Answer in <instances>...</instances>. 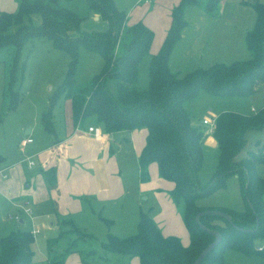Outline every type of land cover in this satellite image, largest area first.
Returning a JSON list of instances; mask_svg holds the SVG:
<instances>
[{"label":"trees","instance_id":"1","mask_svg":"<svg viewBox=\"0 0 264 264\" xmlns=\"http://www.w3.org/2000/svg\"><path fill=\"white\" fill-rule=\"evenodd\" d=\"M220 1L207 0L204 7L215 12ZM86 2L90 10L108 21L106 30L83 31L84 17L59 0H19L16 11H0V49L14 46L5 89L9 95L8 109L16 108L20 101L26 65L21 54L28 40L48 39L54 48L69 52L71 60L64 81L52 93L49 108L42 114L45 128L54 130L53 107L62 96L72 98L76 121L96 115L105 132L146 127V144L139 156L140 178L148 181L149 165L156 162L159 175L175 183L171 198L190 234V244L185 246L178 236L163 234L154 219L141 211L137 232L125 237L109 233L101 243L104 253L99 258L118 252L138 256L141 264H192L216 239L212 231L222 239L201 264H226L228 248L264 257V248L257 249V245L264 246V176L259 171L264 165V140H256L255 149L239 157L248 143L247 132L264 129V106L250 113L224 110L214 118L213 125L209 124L207 129L218 143L217 165L209 181L202 184L199 172L204 163L205 127L195 123L185 105L201 89L216 96L249 97L264 83V2L242 0L257 13L254 27L246 36L249 58L197 67L184 75L172 71L168 61L187 23L185 10L197 0H180L174 6L171 25L156 53H151L154 31L141 20L129 23L127 13L115 0ZM34 16H39L40 21L35 22ZM81 44L99 52L104 64L88 85L77 87L74 74ZM145 55L151 56L149 86L140 89L139 65ZM110 78L115 80V93L109 89ZM2 118L0 115V121ZM46 172L54 183L53 168ZM233 176L238 180L242 209L199 203L200 199L226 189ZM60 225V232L47 240L50 264H63L66 256L76 250L79 240L91 236L72 218L62 219ZM72 233L77 236L63 245L62 240ZM34 241L35 235L28 229L0 234V264H33ZM80 253L85 262H90L95 251Z\"/></svg>","mask_w":264,"mask_h":264},{"label":"crops","instance_id":"2","mask_svg":"<svg viewBox=\"0 0 264 264\" xmlns=\"http://www.w3.org/2000/svg\"><path fill=\"white\" fill-rule=\"evenodd\" d=\"M179 1L170 0L167 3V12L160 20V30L163 29L165 37L172 21V9ZM206 1L197 0L185 10L184 17L187 23L182 28L180 38L175 43L168 61L170 69L179 75H184L197 67H209L214 63L233 62L251 56L246 36L256 21L255 8L242 0H221L218 10L213 12L204 7ZM115 2L118 5L116 0ZM136 3H148L151 5L149 12L157 13L155 0H136ZM18 7L19 0H0V11H16ZM122 10L127 13L129 23L142 21L141 18H132L130 11ZM94 15L96 19L101 18L96 13ZM144 23L152 29L156 26L147 21ZM160 47L158 43L154 45L153 39L151 53H156ZM150 58L149 55V62ZM7 78L8 73L5 74L3 92L6 89ZM261 89H264V83L253 94H257ZM262 102L263 107L264 99ZM61 103L62 98L58 102L60 107ZM46 109L47 103L41 108L35 107L32 118L22 121V128L24 130L28 126L29 128L23 134L20 132L17 134L16 143L14 141L12 144V139L9 142L7 137H0V153L3 156L0 160V229L3 223L8 226L9 231L28 229L33 232L37 228L38 233H41L44 230L50 234L46 236V246L48 238L61 230L60 222L64 218H72L79 227L82 226L89 231L91 230L89 218L92 216H97L110 226L116 225L120 218V222L123 223L120 230H133L134 226L138 227L139 216L143 211L138 197L141 191L134 183L137 178L141 181L138 182L140 188L147 186L146 189L156 191L155 196L158 201L160 199L161 213L158 214L157 211L152 215L154 210L147 213L163 234L174 235L166 233V229H170L169 223L163 225L165 219L162 217L164 215L179 217L176 213L180 212L177 211L170 194L175 183L163 177L156 178V162L149 165L153 182L149 184L140 178L139 156L146 144L148 133L146 127L105 132L96 115L76 121L73 106H68L65 110L59 108L58 115L54 114V130L48 131L42 117L39 118ZM252 109L259 110L255 105H251L250 111L245 113L252 112ZM218 114H214L212 119ZM90 126L102 129L104 136L95 137L88 130ZM27 138L33 140L24 145L23 140ZM263 138L260 140H264ZM206 143L217 150L218 156V143L207 127L203 149ZM31 160L34 161L32 165ZM50 168L54 170V183H51L46 172ZM26 206L31 208L30 212L25 211ZM16 214H19L18 220L14 218ZM109 233L112 232L107 231V236ZM113 234L121 236L120 233ZM33 264H50L47 252L39 259L33 255ZM63 264H141V262L138 256L118 252H110L98 261L95 259L85 262L80 250L76 248L66 256Z\"/></svg>","mask_w":264,"mask_h":264},{"label":"rangeland","instance_id":"3","mask_svg":"<svg viewBox=\"0 0 264 264\" xmlns=\"http://www.w3.org/2000/svg\"><path fill=\"white\" fill-rule=\"evenodd\" d=\"M116 1L118 2V5L121 9H125L126 11L131 12L132 18H141L144 22L147 21L153 26L156 25L154 27L157 28L153 27L152 29L150 26L149 27L154 31V45L158 43V47H160L165 39L163 29L160 30V20L163 17L164 13L167 12V3L170 0H155V5L157 6V13L149 12V8L151 5H149L148 3L137 4L136 0ZM61 2L65 5H68L70 9L75 10L81 16L84 17L81 24V29L83 31H104L109 27V23L107 20L103 18H95L94 12L89 9L86 0H61ZM146 17H148V20H146ZM34 21L39 22L40 17L34 16ZM13 56L14 46H6L0 49V115L1 117H3L1 120L2 122L0 123V137H7V140H9V142L12 139V144H14V141L16 143V137L19 132L23 134L29 128L28 126L24 130V128H22L21 126L22 121L27 119L29 120L32 118L34 111L33 109L35 107L41 108L45 105V103H47V109L49 108V99L52 93L64 81L65 73L69 68V63L71 60L70 53L65 50H59L54 48L51 40L43 38H35L34 40H28L25 43L21 54V60H25L26 65L25 74L22 79V94L20 97V101L16 108L8 109L9 95L6 92H3V86L5 83V74L8 73L9 68L13 62ZM226 63H231V61ZM103 64L104 59L99 52L88 49L81 44L79 47L78 61L74 74L75 86L80 87L88 85L94 75L101 70ZM108 86L111 92H116L114 79L110 78L108 80ZM137 86L140 87V89H146L149 86V55H145L140 62L139 80ZM61 98V107L58 103L54 105L53 116L56 113V115L60 113L59 108L65 110L68 108V106L73 105L72 98L70 96H62ZM263 99L264 89H261V91H259L257 94H253L249 97L216 96L209 93L205 89H201L197 96L193 99L188 100L185 105L191 113L195 123H199L202 127H208L209 124L205 125L203 123L204 118L212 120L214 114L220 113L224 110L240 111L244 113L249 112L251 105H255L260 109V107H262L263 105ZM42 114L43 111L40 114L39 118L42 117ZM263 137L264 129L251 130L250 132L248 131V143L246 147L242 150V152L239 154V157L245 156L248 150L255 149V141L258 139H262ZM216 165L217 150L214 149L212 145L206 143L204 147V163L199 172V178L202 184H206L212 177L216 169ZM150 166V178L147 182L149 184L150 182H153L152 170H150ZM157 168V163H155L156 178H161V176L159 175V170H157ZM259 171L264 176V165L259 167ZM138 182L141 181L140 179L138 181L136 178L134 183L141 191V195H139L138 197L142 203L143 211L151 213V211L154 210L152 212V215H155L157 211L158 214H160L162 211V207L159 204L160 199L158 201L155 196L156 191L146 189L147 186L145 185L140 188L138 186ZM142 190L144 191L142 192ZM165 191L167 193L168 190L166 189ZM199 203L202 205H226L228 207L242 209L244 204L238 187L237 178L235 176L229 178L226 189L219 190L213 195L200 199ZM176 214H178L179 217H177V215H174L172 218L164 215L162 217L165 219L163 225L169 223L168 226L170 229H166V233L169 232L168 234H174L178 236L181 239L183 245L187 246L190 244V234L188 232L187 227L185 226V223L183 222V219L180 215L181 213ZM89 219V226L91 227L90 231L82 226L80 227L84 229L86 233H90L91 236L81 238V240H79L77 248L79 250L84 251H89L91 249L94 250L95 254L90 257V261L93 259H96V261H98L100 254L104 253L101 243L102 241L107 240V231H111L112 233H120L121 237L135 234L137 232V227L135 226L133 230L130 231L120 230L121 226H123V223L120 222V218L116 225L113 226L106 224L101 219H98L97 216H92ZM129 220L131 221L130 218ZM160 222L161 221L159 220V223ZM65 229H67V227H65ZM0 232L1 235H7L11 231H9L8 226H5L2 223ZM59 232L55 233L53 236L57 235ZM49 235L50 234L46 233L44 230L41 233L35 234L33 249L34 256L36 258L39 259L40 257L46 254V236ZM76 236L77 234L74 233L68 235L62 240L63 245H66V243H68ZM224 258L226 264H264V257L262 255L257 253L247 254L232 248H228L225 251Z\"/></svg>","mask_w":264,"mask_h":264},{"label":"built area","instance_id":"4","mask_svg":"<svg viewBox=\"0 0 264 264\" xmlns=\"http://www.w3.org/2000/svg\"><path fill=\"white\" fill-rule=\"evenodd\" d=\"M203 122H204L205 124L213 125V123H214V119L209 120V119H207V118H204ZM88 130H89L90 132H92V133L94 134V136L97 137V138H102V137L104 136V134H103V132H102V129L97 128V127H95V126H90V127L88 128ZM32 140H33L32 138H27V139L23 140V144L25 145L26 143L31 142ZM30 164H31V165L34 164V161L31 160V161H30ZM25 211L30 212V211H31V208H30L29 206H28V207L26 206V207H25ZM14 218L18 220V219H19V214H16V215L14 216ZM33 232L36 234V233L39 232V229L36 228ZM263 248H264L263 244H260V245L257 246V249H259V250H262Z\"/></svg>","mask_w":264,"mask_h":264},{"label":"water","instance_id":"5","mask_svg":"<svg viewBox=\"0 0 264 264\" xmlns=\"http://www.w3.org/2000/svg\"><path fill=\"white\" fill-rule=\"evenodd\" d=\"M222 213L230 220V216H228L225 212ZM212 233L215 235L216 239L201 251L192 264H201L204 257L221 241L222 237L218 232L212 231Z\"/></svg>","mask_w":264,"mask_h":264}]
</instances>
